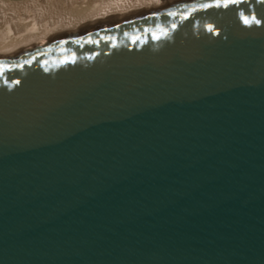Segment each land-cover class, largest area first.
<instances>
[{
	"label": "water",
	"instance_id": "95a60500",
	"mask_svg": "<svg viewBox=\"0 0 264 264\" xmlns=\"http://www.w3.org/2000/svg\"><path fill=\"white\" fill-rule=\"evenodd\" d=\"M0 264H264V0L0 57Z\"/></svg>",
	"mask_w": 264,
	"mask_h": 264
},
{
	"label": "bare ground",
	"instance_id": "6f19581e",
	"mask_svg": "<svg viewBox=\"0 0 264 264\" xmlns=\"http://www.w3.org/2000/svg\"><path fill=\"white\" fill-rule=\"evenodd\" d=\"M193 0H28L0 5V57Z\"/></svg>",
	"mask_w": 264,
	"mask_h": 264
},
{
	"label": "rangeland",
	"instance_id": "374dc122",
	"mask_svg": "<svg viewBox=\"0 0 264 264\" xmlns=\"http://www.w3.org/2000/svg\"><path fill=\"white\" fill-rule=\"evenodd\" d=\"M28 2V0H0V5L7 7L10 5H22Z\"/></svg>",
	"mask_w": 264,
	"mask_h": 264
},
{
	"label": "snow or ice",
	"instance_id": "6c2138e0",
	"mask_svg": "<svg viewBox=\"0 0 264 264\" xmlns=\"http://www.w3.org/2000/svg\"><path fill=\"white\" fill-rule=\"evenodd\" d=\"M246 23H247V21H246Z\"/></svg>",
	"mask_w": 264,
	"mask_h": 264
}]
</instances>
